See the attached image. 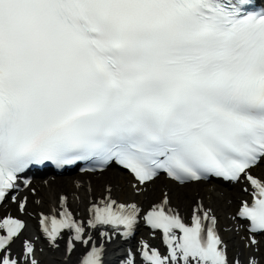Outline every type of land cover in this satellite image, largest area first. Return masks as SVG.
<instances>
[{
    "label": "snow or ice",
    "instance_id": "snow-or-ice-1",
    "mask_svg": "<svg viewBox=\"0 0 264 264\" xmlns=\"http://www.w3.org/2000/svg\"><path fill=\"white\" fill-rule=\"evenodd\" d=\"M0 264H264V0H0Z\"/></svg>",
    "mask_w": 264,
    "mask_h": 264
}]
</instances>
